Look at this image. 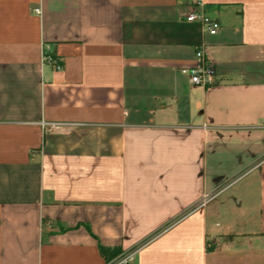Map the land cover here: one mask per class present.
<instances>
[{
  "label": "crops",
  "instance_id": "0c3cea01",
  "mask_svg": "<svg viewBox=\"0 0 264 264\" xmlns=\"http://www.w3.org/2000/svg\"><path fill=\"white\" fill-rule=\"evenodd\" d=\"M198 44L208 86L182 71ZM99 243L264 264V0H0V264H105Z\"/></svg>",
  "mask_w": 264,
  "mask_h": 264
},
{
  "label": "built area",
  "instance_id": "2783aa9c",
  "mask_svg": "<svg viewBox=\"0 0 264 264\" xmlns=\"http://www.w3.org/2000/svg\"><path fill=\"white\" fill-rule=\"evenodd\" d=\"M35 11H38L35 8ZM186 21L199 20L204 30L208 34H215L220 26L216 19H213L205 14L191 10L184 15ZM194 58L195 62L193 65L183 68L182 71L187 74L189 82L193 85L208 86L212 83L213 77L215 75V67L213 63L207 58L205 54L204 45L198 44L194 48ZM42 60L46 63L53 65L55 69L61 68V63L59 60L53 56L47 47H44ZM136 250L127 253H121L119 256L109 261L106 264H128L134 257Z\"/></svg>",
  "mask_w": 264,
  "mask_h": 264
},
{
  "label": "trees",
  "instance_id": "16d2710c",
  "mask_svg": "<svg viewBox=\"0 0 264 264\" xmlns=\"http://www.w3.org/2000/svg\"><path fill=\"white\" fill-rule=\"evenodd\" d=\"M98 250L100 255L104 258L105 264L122 253L120 246H105L100 243L98 244Z\"/></svg>",
  "mask_w": 264,
  "mask_h": 264
}]
</instances>
